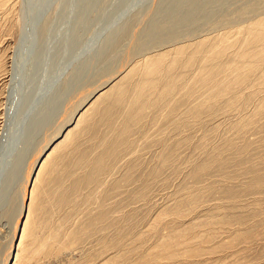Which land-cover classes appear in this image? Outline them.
<instances>
[{
    "label": "rangeland",
    "instance_id": "374dc122",
    "mask_svg": "<svg viewBox=\"0 0 264 264\" xmlns=\"http://www.w3.org/2000/svg\"><path fill=\"white\" fill-rule=\"evenodd\" d=\"M208 1L0 0V129L8 119L7 69L9 71L11 53L22 31L26 36L20 55L24 53L25 56L20 57L18 64L24 67L20 70L17 88L11 92L16 102L11 99L10 103L15 102L16 107L13 116L9 117L16 118V121L12 120L16 124L17 115L26 106L37 127L29 139L23 138L19 129L15 142L9 144L12 147L8 146L10 152L5 150L7 154L0 157L3 166L0 190L4 188L6 194L0 204V264L7 258L10 248L15 249V257H18L8 264H264V86H256L261 81L259 73L247 79L254 86L247 88L251 85L244 84L243 88H238L243 89L238 92L241 96L254 94L248 105L246 100L228 103L227 99L235 93L232 91L218 103L207 104L209 109L204 110L207 118H201L204 121L191 119L182 99L172 111L169 106L168 109L155 106L146 119L150 122L153 115L162 118L167 115L164 117L168 118L167 124L162 122L164 118L158 123L164 131L162 134L156 131L158 125L154 129L144 125L147 122L143 123V119L135 122L138 114L134 120L129 114L120 112L113 105L115 98L111 105L97 103L93 112L86 113L85 123L73 132V142L58 146H55L58 142L54 143L50 149L53 150L51 159L47 160L49 165L34 169L27 188V200L20 207L23 184L41 140L40 131L52 122L60 104H65L73 94L78 78L90 76L87 82L99 78L102 73L99 68L108 70L116 57L121 59L131 45H136L131 44L132 39L137 43L143 40L144 45L139 43L138 49L150 48L156 39L151 41L150 36H156L157 30L165 34L175 31V27L174 30L171 28L177 18L176 25L185 24L180 20L185 10L195 14L200 7H204L205 13L211 8L209 12L222 14L224 11L222 15L229 20L235 19L237 12H243L242 7L247 6L248 10L250 6V12L244 9L249 15L251 5L254 11L264 8V0ZM205 2L209 4L206 6ZM195 7L198 8L191 10ZM222 20L219 17L214 22ZM207 21L197 22V32L213 27L214 23ZM177 26V32L183 30ZM113 32L117 34L101 58L102 64L83 74L71 70L75 66L84 67L83 63L105 40L101 41V38ZM165 34L164 37L169 36ZM146 38L151 42H144ZM229 54L226 61L230 65L236 64L238 61L232 56L235 54L232 51ZM243 62L239 60L238 63ZM239 64H236L237 68ZM186 71L177 73L188 74L185 81L192 84L197 80L194 69ZM207 71L210 70L205 74ZM205 74L203 78H206ZM192 76L195 80L190 79ZM84 79L81 83L88 78ZM36 95L42 101L40 105L32 106L34 113L30 105L35 104L32 101ZM129 99H133L132 103L135 99L130 97L127 101V107L133 108ZM102 103H106L107 109ZM38 108L42 109L41 114ZM168 112H177V115ZM89 115L92 116L87 118ZM171 121L178 123L175 124L178 129ZM71 127L74 124L68 129ZM113 141L118 143L114 146ZM106 149L113 152L111 157L103 155ZM21 210L25 216L20 232L15 234L16 217ZM24 226L28 228L23 237L25 241L21 242ZM36 250L41 252L38 254Z\"/></svg>",
    "mask_w": 264,
    "mask_h": 264
},
{
    "label": "bare ground",
    "instance_id": "6f19581e",
    "mask_svg": "<svg viewBox=\"0 0 264 264\" xmlns=\"http://www.w3.org/2000/svg\"><path fill=\"white\" fill-rule=\"evenodd\" d=\"M210 1L211 0H209L208 2H210ZM213 1L214 0H212V2ZM216 1H219V0H215V2ZM205 4L207 6L209 3L205 2ZM246 5L249 6L250 4H246ZM197 6L200 7L201 5H197ZM198 7H195L191 10H195ZM251 7H252L251 8L252 13H250V15L252 14V16H250L249 14H245L244 9H246V11L250 12V9H249L250 6L248 7V10H247V6H246V8H243V7L241 8L243 10V12H241L243 15L240 12H237V13H239L238 15H235L237 17L235 19L228 18L229 20L226 19L227 16L225 17V14L222 15L224 13V11H222L223 12L222 14L219 13L218 11L209 12V10L211 8L208 9V11L205 13L204 7H203V9H202V7H200V9L195 14H189L190 11L185 10V12H182V19L180 18V20H183L182 22H185V24H184L185 27L183 24L182 25L177 24L178 26L176 25V23H177L176 21H177V19H179V18H177L176 21H174L175 25L173 24V26L171 28V29H173L175 27V31H170L171 30L170 29L169 30L170 32H166L168 34H165L163 31L160 32L159 30H157V32L154 33V34H157L156 36L151 35L154 38H152L150 36L151 41H152V39H155V37H156V39L153 40V45L150 48H148L149 46H147L146 49H144L143 40H141L142 41L141 42L140 39H138V42L140 41L139 43H141V44L143 43V45H142L143 47H142V49H141V47H140V49H138V46L139 45L141 46V44L137 43V41L133 42V39L131 40V38H132V35H131L130 40L132 42L131 41L130 42H131V44H134V45L136 44V45L135 46L131 45L132 47L130 46V48L128 47L129 49L125 52V55L121 59H118L116 57L114 65L111 66V68H109L108 70H104L102 67L99 68L101 66V65H99L98 68L102 72L99 75V78H97L94 81L87 82L90 79L89 78L90 76L88 75L89 73L87 74L89 77L86 76V78H88V79L86 81H84L83 83H81L82 82L81 79L83 80L85 77L81 78V79L78 78L76 83H75V86L72 89V91L75 90L73 92V94L68 97V100L65 102V104H60L58 112L56 113L52 122L48 123L40 131L41 132V140H40L39 145L37 146L36 154L34 153L35 156L31 160L32 164L30 165L31 166V168L29 170L30 172H27L28 176L26 178V183L23 184V185H25L24 190H23L24 194H23V197L21 198V201H20V204H21L20 207L24 206V202H26V200H27V188L30 186L31 178H32L31 175H32L34 169L35 168L37 169V167L40 165H41V167H38L40 169L47 165V160L53 154V150L50 151V149L52 148V145L54 143L58 142L57 145H55V146H58V145H62L65 143H67L65 145H68V144H71L73 142V140L75 139V138L72 139L73 138L72 137L73 132L75 130H77L78 128H80L83 123H85V116H87L86 113L88 111H91V110L93 112V108L97 103L99 105V104H101V102H106L108 105L109 104L111 105L112 99L115 98L114 100H116V101L113 103V105L117 106V109L119 111L121 110V111L125 112L126 114H129V116L134 120L136 119V114H138V118H137V120H135V122L136 121L138 122L139 120L143 119V123L147 122L144 125L153 126L154 129H156L158 123L161 120H163L164 117L166 118V116H167V115L164 116L162 114V116H164L162 118L161 115H157L156 117H154L155 115H153V116H151V119L149 118L151 120L150 122L146 119V118L150 117L149 116L150 110L157 105L163 106V108L165 107L166 109H168L170 107V109L172 111V108L174 106H177V104H179L183 100V102H184L183 106H185V108L188 110V113L190 114L189 117H191V119L193 118V120L194 119L196 120L197 118L198 119H201V118L206 119L207 114H206V112H204V110H206V108H208V105L210 104V102H211V104L213 101H214V103H218L219 100L223 99L224 96L226 97V95L231 94L232 91L235 93L231 95L232 98L231 97L229 98L227 96V98H229V99H227L228 103L229 102L232 103L233 100H236V101L246 100L245 103H246V105H248V103L252 100L254 94L252 96H250V94L246 95L245 97L241 96L242 93L239 94L238 92H241V90H243V89L238 90V88L240 89L244 84H248L247 86L251 85L247 88L254 86L255 84L251 83L247 79L250 77V75H255L257 73L260 74L259 77H260L261 81H260V84L256 85V86H261V87L264 86V8H262L260 10L258 8L257 9L258 11H256V9L254 11V7L252 5H251ZM217 14H220V15L218 16ZM226 14H227V12H226ZM247 15L250 17H248ZM146 16H144V17H146ZM216 16H218V17H216ZM219 17L223 18L222 22L217 23V21H215L216 22L215 23L214 20L216 18H219ZM228 17H231V16L228 15ZM207 19H208V21H211V24L214 23L213 27L210 29L205 28V30L201 29V31L197 32V30H198L197 28L199 27L198 23L202 20L207 21ZM178 23H179V20H178ZM206 24L208 25V23H206ZM197 25H198V27H197ZM176 26L180 27L179 30L182 28H183V30H180L179 32H177L178 28L176 30ZM140 31H141V29H140ZM23 32L24 31H22L20 33L21 34L20 38H17V39H19V41H18V43H15V47L13 48V51L11 53L10 66H8L9 71L7 69V74L9 72V76L8 75H6V76H8L9 79H8L7 83H5V85H6L7 90H8V92L6 91L8 93L7 97H6V101H8L7 102V106H8L7 108L8 109L6 110L8 112H6V115H7L6 117H8V119H6L7 121L5 122V126H3L2 129H0V157L3 155V153H6L5 150H7V151L10 150V148L8 146H10L9 145L10 142L14 141V137L16 138V134H18L19 129L21 130L20 133H22V135L24 136L23 138H26V139H29V136L33 133V131H35L37 129L34 120H32L30 117L29 110H26L27 109L26 106H24L25 108H23V106H22L23 112H21V114L19 116L17 115L18 119H17L16 124H13L14 122H12V120L16 121V118L11 119L9 117L11 114L13 116V111L15 112L14 107H16V104H15L16 101L14 99H12L11 92H13V88H14V91L17 88L16 82H18V78L20 76L19 74H21L20 70L24 67V66L22 67V64H21V66L19 65L20 64V61H19L20 57L22 58L23 55L25 56L24 53L21 54L22 56L20 55V53H22L21 52L22 40H23L24 36H26V32L25 33H23ZM115 34H117V33L113 32V33H110L109 35H106L105 37L101 38V41L103 40V38L105 40H103L101 42L102 44L98 43L99 47L96 48L95 51L92 52L91 57L89 56V59H92L93 63L91 60L88 59L87 62L85 61L83 63L85 65L84 67H81V65H80V67L75 66L71 70L75 69L76 72H78V74H81V73L83 74L89 68H90L89 70H94L96 65L100 63L102 56L105 55V52L108 50V46L110 47L109 44L113 41ZM163 34L169 35V36L164 37ZM138 37L139 36H137V38ZM137 38H135V39H137ZM179 39H181V40H179ZM146 41H148V39L145 40L144 42H146ZM151 41H148V42L150 43ZM114 43L116 44V41ZM147 48H148V50H147ZM10 49H12V48L10 47ZM100 49L103 50V53L102 52L100 53ZM231 51H232V53L235 54V55L232 54V56H234V61H235V58H236V61H238V62H239V60H244L243 64H239L238 62L236 63L237 65L238 64L240 65L239 68L236 67V64H234L235 66L231 64L233 66L232 67L229 64V61H226V57L231 55V54H229ZM227 53H228V55H227ZM27 58L28 57L26 56V59H24V61H23V64L25 66H26L27 61H28ZM228 58L230 59V57H228ZM101 62H103V61H101ZM100 64H102V63H100ZM19 66H20V68H19ZM207 67L209 69H206ZM189 69H191V70L194 69L193 72L195 73L194 75L197 78V80H195V78L193 79V76H192V78L190 77V79L195 80L192 84H189L187 81H185V80H187L186 77H188L187 76L188 74L187 75L185 74L186 77L180 74L181 71L187 72L186 70H189ZM219 69L220 70L223 69V70L220 71ZM89 70H88V72H89ZM206 70H210V71L209 72L207 71L205 74ZM177 71H180L179 74L177 73ZM78 74L76 76L80 77L81 75H78ZM204 74L207 75L206 78L205 77L203 78ZM217 75H220V77ZM198 77H200L202 79H199ZM1 79H2V77H1ZM196 81H197V83H195ZM65 82L62 81V83H65ZM185 82H187V84ZM1 83H2V81H1ZM57 83H59V81ZM111 83H113V84H111ZM59 84H57V85H59ZM126 84H127V86L125 87V89H123ZM76 85H78V87ZM3 86H4V84H3ZM59 86L61 87V84ZM110 86H111V88H110ZM249 91H250V89H249ZM260 92H262V91H260ZM129 95H130V97L135 99V101H133V103H132L133 99L132 100L129 99L130 101L128 102L129 104L131 102L133 108L127 107V101H128V98H130ZM124 98H126V101ZM11 99L15 101V102L13 101L14 102L13 105H12V103H10ZM39 99H40L39 96L36 95L35 100L32 101L35 104H31L30 106L32 107V106L40 105L39 103H41L42 100L40 101ZM180 99H182V100L180 101ZM178 101H180V102L178 103ZM93 102H95V103L92 104ZM106 103L105 104L102 103L105 108L108 107L106 105ZM9 106H11L13 108L11 109ZM159 106H157V107H159ZM190 106H192V107H190ZM259 107H257V108L259 109ZM34 108L35 107H32L31 110H33ZM10 109H11V112H9ZM157 109L159 110V108H157ZM262 109H260V110H262ZM38 110H39L38 113L41 114L42 109L38 108ZM51 110H53V109H51ZM162 110L163 109H161V111ZM104 111H106V110H103L102 112H104ZM161 111H159V112L161 113ZM257 111H259V110H257ZM33 112H34V110H33ZM159 112H157V113L159 114ZM173 112H168V113L170 115H172ZM175 113L177 115V112H175ZM169 114H168V116H169ZM174 114H173V116H174ZM183 114H184V112H183ZM91 116L89 115L87 118H89ZM44 117H45V115H44ZM120 117H121V115H120ZM169 117H171V116H169ZM165 118L162 122L166 123L168 121V118L167 119H165ZM171 118H173V117H171ZM203 119H201V120H203ZM44 120L46 121V117ZM44 120H43V122L42 121L41 122L44 123ZM144 120H147V121H144ZM173 120H175V118ZM193 120H192V122H194ZM172 121L170 123L173 124ZM188 122H189V120H188ZM110 123H112V122H110ZM72 124H74V127L73 128L71 127V129H68L70 126H72ZM139 124L141 126V122ZM175 124L176 123L173 124L174 125L173 127H175ZM43 125H41V126H43ZM159 125H158L159 128L156 129V131L157 132L160 131V134H162L164 131L162 129H160ZM48 127H50V129ZM0 128H1V126H0ZM181 128H182V126H181ZM176 129H178V128H176ZM171 131H172V129H171ZM166 133H167V131L163 135H165ZM190 133H191V131H190ZM157 135H158V133H157ZM172 135L173 134H171V136ZM18 136H17V139H18ZM153 137H155V136H153ZM103 138H105V137H103ZM112 138H113V136H112ZM144 138H146V137H144ZM118 140H120V139H118ZM149 140H152V139L150 138ZM161 140H162V138H161ZM153 141L155 142L156 139H153ZM114 142L115 141H113V143ZM116 143H118V142L116 141L114 146L116 145ZM23 144L24 143H22L21 145H23ZM108 144H110V143H108ZM108 144L106 145V148H107V146H109ZM163 144H162V146H163ZM130 145H131V147H133L132 144H130ZM7 147H8V149H7ZM10 147H12V146H10ZM18 147H20V146H18ZM163 149H165V148H163ZM104 150L102 152H105ZM106 150H107L106 154H103V155H105L107 158L111 157V154L113 152H111V150H109L110 151L109 152L108 149H106ZM174 150H176V147ZM30 151H31V149H30ZM172 151L173 150H171L170 153ZM8 152H10V151H8ZM102 152H100L99 154H102ZM175 152H177V151H175ZM142 153H143V151H142ZM164 153L165 152H163V154ZM170 153H167V154H170ZM173 153L174 152H172L171 154H173ZM167 154H166V156H167ZM6 156H8V155H6ZM170 156H174V155H170ZM99 157H101V155H99ZM43 158H45V159L43 160V163L41 164L40 161ZM166 158H169V157H166ZM100 160H102V159H99V161ZM118 160H119V158H118ZM169 160H171V159H169ZM175 160H176V158H175ZM175 160L173 159L172 161H175ZM99 163L101 164V162H99ZM48 165H49V163H48ZM2 167H1V163H0V174H1V168ZM48 170H49V167H48ZM40 173H43V171ZM39 174H38V176H39ZM38 176H36V177L39 178ZM1 182H3V181H1ZM0 184H1L0 185V189H1L2 183H0ZM4 192H5L4 188L2 190H0V204H1L2 200L4 202V199L6 196V194H4ZM32 204H33V201L31 203V205ZM20 212L21 213L18 215V217H16L17 218L16 226L14 225L15 226V228H14L15 234L20 232V228L22 225V219L25 216L23 213V210H21ZM29 214H30V212L28 213V215ZM126 219H127V217H126ZM27 220H28V218H27ZM123 220H125V219H123ZM27 225H29V224H27ZM32 226H30L29 228H31ZM27 228L24 226V229L21 231L22 232V234H20L21 242L24 239L23 237H26V236H24L25 235L24 233L27 231L26 230ZM113 228H115V227L113 226ZM114 232H116V231H114ZM13 236H14V234H13ZM24 241H25V239H24ZM40 248L42 249L43 247H40ZM40 248H38V249H40ZM40 250H38V251H40ZM38 251H37V253H38ZM14 252H15V249L12 251L10 248V251H8V253H7L8 254L7 258L4 260L3 264H8L11 262V260L18 257V255H16V257H15Z\"/></svg>",
    "mask_w": 264,
    "mask_h": 264
}]
</instances>
